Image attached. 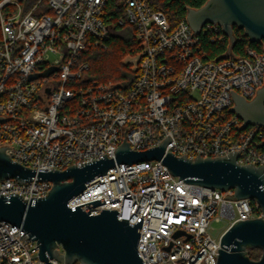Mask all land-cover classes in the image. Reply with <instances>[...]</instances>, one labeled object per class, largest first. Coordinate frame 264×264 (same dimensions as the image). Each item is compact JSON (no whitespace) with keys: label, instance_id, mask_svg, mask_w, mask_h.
Segmentation results:
<instances>
[{"label":"built area","instance_id":"1","mask_svg":"<svg viewBox=\"0 0 264 264\" xmlns=\"http://www.w3.org/2000/svg\"><path fill=\"white\" fill-rule=\"evenodd\" d=\"M109 1L0 0V147L36 172L0 180V196L34 203L53 185L39 172L115 159L124 140L140 151L168 139L165 151L177 156L238 153L239 164L264 166V127L242 128L230 111L233 91L251 100L264 86V52L246 47L241 56L209 58L202 35L220 40L221 25L197 34L186 18L172 25L150 0H115L118 24L133 25L140 44L129 62L136 77L128 87L88 81L82 55L109 37ZM84 204L141 224L144 264H216L227 228L264 218L256 199L186 182L157 159L115 160L69 201ZM215 217L230 221L219 239L209 231ZM39 251L22 226L0 221V264H64L44 262Z\"/></svg>","mask_w":264,"mask_h":264},{"label":"water","instance_id":"2","mask_svg":"<svg viewBox=\"0 0 264 264\" xmlns=\"http://www.w3.org/2000/svg\"><path fill=\"white\" fill-rule=\"evenodd\" d=\"M186 19L199 34L208 23L219 24L229 38L228 53L236 42L233 26L243 29L251 42L264 40V0H208L200 8H189ZM234 105L230 111L247 125L264 127V86L256 96L247 100L233 91ZM0 120H2L0 118ZM168 139L146 150H131L124 140L116 150V158H104L83 166H69L65 170L39 172L53 183L45 197L26 203L19 197L6 200L0 196V221L22 226L39 242V257L46 263L56 258L64 264H144L138 243L141 224L118 219L116 210H96L89 204L71 207L69 201L95 176L105 174L115 160L136 163L163 160L171 172L186 182L223 191L233 189L236 198L256 199L264 211V166L239 164L238 153L194 160L166 152ZM36 172L13 162L0 147V180L7 177L28 178ZM216 264H264V218L239 220L225 230L221 237ZM249 248H261L262 255L253 260Z\"/></svg>","mask_w":264,"mask_h":264},{"label":"trees","instance_id":"3","mask_svg":"<svg viewBox=\"0 0 264 264\" xmlns=\"http://www.w3.org/2000/svg\"><path fill=\"white\" fill-rule=\"evenodd\" d=\"M154 9L162 10L172 25L178 24L186 18L189 8H200L208 0H150ZM115 0H110L106 8V17L111 25L110 35L107 40L98 46L88 47L82 59L89 62L90 68L85 74L86 80L98 83L110 84L115 87H128L136 77V71L129 62H124L125 57L135 54L140 50V44L135 37V28L126 23L120 25L117 22L122 14ZM222 30V27H221ZM236 42L232 47L235 55H244L246 47H251L259 52H264V40L251 42L243 29L233 26ZM223 34V31H222ZM204 48L209 58H217L226 54L229 50V38L223 37L216 42H211L208 35H202ZM261 250V253L260 251ZM261 248H249L247 255L258 260L262 255Z\"/></svg>","mask_w":264,"mask_h":264},{"label":"rangeland","instance_id":"4","mask_svg":"<svg viewBox=\"0 0 264 264\" xmlns=\"http://www.w3.org/2000/svg\"><path fill=\"white\" fill-rule=\"evenodd\" d=\"M138 59V56L135 55V56H127L125 57L124 59V62H134L136 63ZM229 219L227 218H222L221 220H218L217 217H215L211 224H210V233L212 234V236L216 239H219L220 236H221V233L228 227V224H229ZM260 253H261V250H259Z\"/></svg>","mask_w":264,"mask_h":264}]
</instances>
